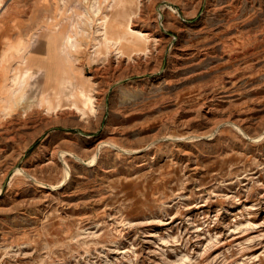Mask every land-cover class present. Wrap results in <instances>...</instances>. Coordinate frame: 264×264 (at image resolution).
<instances>
[{"label": "rangeland", "instance_id": "374dc122", "mask_svg": "<svg viewBox=\"0 0 264 264\" xmlns=\"http://www.w3.org/2000/svg\"><path fill=\"white\" fill-rule=\"evenodd\" d=\"M0 36L35 71L0 111V264H264V0H0Z\"/></svg>", "mask_w": 264, "mask_h": 264}, {"label": "bare ground", "instance_id": "6f19581e", "mask_svg": "<svg viewBox=\"0 0 264 264\" xmlns=\"http://www.w3.org/2000/svg\"><path fill=\"white\" fill-rule=\"evenodd\" d=\"M103 23H105V19H103ZM105 25L106 24H104V30L102 31L100 37L93 43L92 52L94 57L99 56L100 54H105L109 46L111 45L112 40L114 41V43L117 42V40L110 37V34L107 32L108 30L106 31ZM125 28L127 32H134L129 25H127ZM136 32L140 33L137 30ZM140 37L141 36H139L138 38ZM78 48L79 40L76 34L67 35L61 44V49L65 56H67L66 54L68 52L72 54ZM118 48H120L122 52L124 48L133 50V48L128 43L122 40L119 41ZM29 51V43L27 41L23 43L19 42L13 45H6L4 38H1L0 36V111H3L4 113L11 110V108L24 97L23 88L26 86V84H28L30 78L35 77V71L30 70L28 66H25L27 64ZM13 54H15L17 58L15 66L10 65L9 63L11 55ZM70 54L68 55L70 56ZM59 78L60 77L58 75L54 77V79H56L57 81H59ZM60 87L62 88V91L64 89L63 93L65 97H76L77 95H80L81 97H83V103L85 104V106L88 107L92 103L91 96L88 93L84 92V90L78 91L77 87H75L74 81L69 76H65V78L60 79ZM45 101L50 109H54L53 101L51 99L46 98ZM20 169L13 168V171L16 173L20 171ZM66 169L65 172H67Z\"/></svg>", "mask_w": 264, "mask_h": 264}]
</instances>
